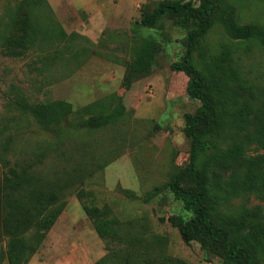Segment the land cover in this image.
<instances>
[{"label":"rangeland","instance_id":"obj_1","mask_svg":"<svg viewBox=\"0 0 264 264\" xmlns=\"http://www.w3.org/2000/svg\"><path fill=\"white\" fill-rule=\"evenodd\" d=\"M21 1L0 0V145L12 139L13 157L40 160L50 177L63 176L67 191L64 211L28 264H95L108 253L84 203L109 206L127 233H146L145 243L161 238L168 254L188 264H223L198 243L182 240L169 217L185 212L167 190L147 201L155 187L165 186L174 165L188 163L185 114L200 106L187 94L188 76L171 68L185 54L186 31L172 22L163 30L137 25L143 12L169 0H45L32 13L40 33L26 54L9 57L1 37L11 35L12 20L23 17L17 8ZM239 9L244 22L264 24V0H243ZM143 36L159 41L162 51L151 74L127 90L124 74ZM227 40L218 26L208 35L209 47ZM244 70L264 83V50L244 56ZM113 93L123 97L126 114L98 130L76 126L88 114H75L60 129L46 130L18 105L23 97L30 102L62 99L81 110ZM256 205L264 208V201L252 196L235 199L231 206Z\"/></svg>","mask_w":264,"mask_h":264},{"label":"trees","instance_id":"obj_2","mask_svg":"<svg viewBox=\"0 0 264 264\" xmlns=\"http://www.w3.org/2000/svg\"><path fill=\"white\" fill-rule=\"evenodd\" d=\"M43 1L18 3L23 17L12 20L11 35L1 37L3 54L27 53L40 33L32 13ZM241 1L169 0L137 21L147 30H163L172 22L186 31L185 54L171 68L188 76L187 94L200 102L195 113L185 114L188 163L174 165L168 182L148 193L147 201L163 189L179 201L185 214L169 221L187 245L198 243L208 257L223 264H264V208L231 206L235 199L252 196L264 201V83L244 70V56L264 50V24L244 22ZM216 26L228 40L209 47L208 35ZM161 51L155 38L139 39L123 78L127 90L151 74ZM18 105L42 128L54 131L75 114H88L76 124L88 130L114 125L126 114L123 97L116 93L81 110L62 99L30 102L23 97ZM12 149V139L0 145V264H28L64 211L67 191L63 176L50 177L40 160L15 158ZM83 209L107 241L108 253L95 264H188L168 254L161 238L145 243L146 233H127L109 206L84 203Z\"/></svg>","mask_w":264,"mask_h":264}]
</instances>
